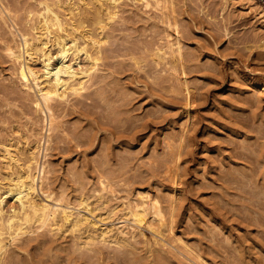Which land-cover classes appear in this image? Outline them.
Masks as SVG:
<instances>
[{
	"label": "rangeland",
	"instance_id": "1",
	"mask_svg": "<svg viewBox=\"0 0 264 264\" xmlns=\"http://www.w3.org/2000/svg\"><path fill=\"white\" fill-rule=\"evenodd\" d=\"M45 1L0 0V159L4 144L47 129L7 50ZM123 1L95 80L53 103L44 188L74 208L89 199L117 228L145 194L170 231L148 230L151 213L117 244L40 229L9 244L4 264H264V0Z\"/></svg>",
	"mask_w": 264,
	"mask_h": 264
},
{
	"label": "bare ground",
	"instance_id": "2",
	"mask_svg": "<svg viewBox=\"0 0 264 264\" xmlns=\"http://www.w3.org/2000/svg\"><path fill=\"white\" fill-rule=\"evenodd\" d=\"M48 1L41 3V10L38 9L35 23L30 30L24 33L21 29L23 32L21 33L22 44H16V47L14 45L7 49L10 58L14 60L13 62L19 64L17 74L24 87L30 89L29 92L34 89L37 95L35 107L37 112L43 115L41 122L44 121L47 124V129L45 133H40L39 138L35 134L30 136L31 132L29 135H23L21 139L25 142L22 146L17 142L4 144L2 147L3 155L0 159V264H4L7 260L5 258L9 252V244L13 245L25 240L27 236L34 233L37 235V230L40 229H48L47 231H52V233L55 231L58 234L70 232L74 237L84 241L82 243L85 246L96 243L111 244V242L116 243L120 239L129 240L130 237H135L137 228L142 229L148 223L146 218L149 213H151L152 219L148 220L149 224L146 226L153 234L162 236L165 233H163L164 231L161 233V228L166 226L168 230L170 229L166 223L165 212L160 201L151 200L145 194L139 193V197H136L137 199L134 201L127 200L125 204L123 203L131 225L123 221L129 226L126 227L124 224V227L122 225L119 227L117 224V228L113 225L105 227V222L103 225L99 224V218L97 219L94 214L96 209L90 207L89 199L83 198L80 200V208L78 206L74 208L72 203L57 199L52 192L45 191L44 186L50 172L48 155H50L53 139L52 133L54 129L56 130L54 127L56 111L54 112L53 103L67 104L70 98H79L87 91L100 69L102 48L108 38L106 30L109 27L107 25L111 24V20L117 18L122 2H124L123 0ZM143 1L146 6L151 5L152 1L156 2L155 5H159V0ZM176 50L180 55L179 45ZM159 51L162 52V54H158L163 59L167 53L161 49ZM82 59L85 60V63L87 62L84 66L81 64ZM176 62L178 63V61ZM39 65L40 67H38ZM9 201L12 202L11 205H8ZM174 203V199H171L170 208L172 211ZM100 220L103 222V219ZM141 229L139 230L141 231ZM140 234L142 236V233ZM163 237L164 235L162 239ZM148 243L151 242L148 241ZM152 244L155 243L152 242ZM157 250L158 248L155 252ZM162 253H164L163 250ZM162 253L160 254L162 255Z\"/></svg>",
	"mask_w": 264,
	"mask_h": 264
}]
</instances>
